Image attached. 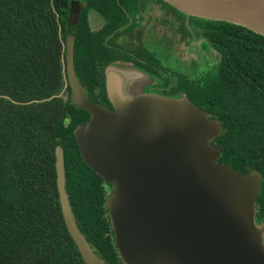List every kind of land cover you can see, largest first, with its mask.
Here are the masks:
<instances>
[{
	"label": "trees",
	"instance_id": "obj_1",
	"mask_svg": "<svg viewBox=\"0 0 264 264\" xmlns=\"http://www.w3.org/2000/svg\"><path fill=\"white\" fill-rule=\"evenodd\" d=\"M65 0H0V264H83L64 227L54 175L75 226L104 264H122L112 242L100 179L81 160L74 131L89 118L68 102L63 70ZM172 10L175 9L171 7ZM193 30L218 55L186 97L215 119L217 163L256 171L255 220L264 219V33L194 17ZM73 68L87 90L92 72ZM83 79V80H82ZM103 100L106 102L105 98Z\"/></svg>",
	"mask_w": 264,
	"mask_h": 264
},
{
	"label": "water",
	"instance_id": "obj_2",
	"mask_svg": "<svg viewBox=\"0 0 264 264\" xmlns=\"http://www.w3.org/2000/svg\"><path fill=\"white\" fill-rule=\"evenodd\" d=\"M179 13L264 33V0H162ZM76 15L69 13L66 43ZM68 102L88 120L73 137L83 163L100 177L112 242L122 264H264V219L255 220L256 171L217 163L219 123L186 97L131 95L141 74L107 68L111 109L93 104L66 49ZM60 215L83 264H104L77 230L64 192L63 157L54 150Z\"/></svg>",
	"mask_w": 264,
	"mask_h": 264
},
{
	"label": "flooded vegetation",
	"instance_id": "obj_3",
	"mask_svg": "<svg viewBox=\"0 0 264 264\" xmlns=\"http://www.w3.org/2000/svg\"><path fill=\"white\" fill-rule=\"evenodd\" d=\"M64 10L63 70L71 46L72 66L75 56L81 78L92 72L83 90L99 107L111 109L105 95L107 68L122 66L141 74V80L123 87L131 95L183 97L187 86L202 83L218 61L216 52L211 48L209 54L205 40L195 34L197 23L162 0H65ZM70 12L76 15V27L68 45Z\"/></svg>",
	"mask_w": 264,
	"mask_h": 264
},
{
	"label": "rangeland",
	"instance_id": "obj_4",
	"mask_svg": "<svg viewBox=\"0 0 264 264\" xmlns=\"http://www.w3.org/2000/svg\"><path fill=\"white\" fill-rule=\"evenodd\" d=\"M205 44H206L205 46H206V48H207V51H209L208 53H209V54H212L211 50H209V49H211V48L208 46V44H207L206 42H205ZM208 60H209V62H210V60H212V57L209 56V57H208ZM215 60H216V58H215ZM215 60H214L213 62H215Z\"/></svg>",
	"mask_w": 264,
	"mask_h": 264
}]
</instances>
